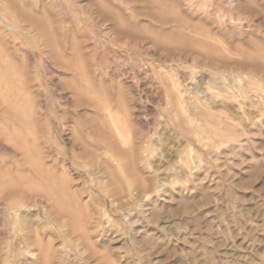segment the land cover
Returning <instances> with one entry per match:
<instances>
[{"label":"rangeland","instance_id":"374dc122","mask_svg":"<svg viewBox=\"0 0 264 264\" xmlns=\"http://www.w3.org/2000/svg\"><path fill=\"white\" fill-rule=\"evenodd\" d=\"M0 264H264V0H0Z\"/></svg>","mask_w":264,"mask_h":264},{"label":"bare ground","instance_id":"6f19581e","mask_svg":"<svg viewBox=\"0 0 264 264\" xmlns=\"http://www.w3.org/2000/svg\"><path fill=\"white\" fill-rule=\"evenodd\" d=\"M178 90H180V88L178 89ZM179 92H181V93H183V91H179ZM184 95V94H183ZM183 100H184V98H183ZM6 101H7V99H6ZM182 103H184L183 101H182ZM186 103V102H185ZM183 108H184V112H187V109L183 106ZM189 111V110H188ZM110 112H111V110L110 109H106L105 110V113H108V117L111 119V121H113V116L110 114ZM119 113H121V112H119ZM30 114V113H29ZM108 118V119H109ZM117 119V121L113 124L114 125V128H115V130H116V133H117V136L119 137V138H121V136H122V128H123V122H122V119L121 118H119L118 116L116 117L115 116V119L114 120H116ZM178 121V120H177ZM195 134L196 135H198V132H195ZM123 138V137H122ZM121 140V139H120ZM121 141H123V140H121ZM124 144V143H123ZM125 145V144H124ZM101 147V146H100ZM148 148V147H147ZM75 148H74V145H72L71 146V150L70 151H72V153L73 152H75V150H74ZM100 149V148H99ZM99 149H97V150H99ZM103 149V148H102ZM93 150H95V149H93ZM148 154L149 153H151V150H149V149H147V150H145ZM146 159V158H145ZM97 167H98V164H97ZM82 172H83V170H82ZM85 172V171H84ZM95 173H98V175L100 176V175H102L103 174V172L102 171H99V172H96L95 171ZM107 173V172H106ZM156 177L158 176V173H159V170H157L156 172ZM97 175V174H96ZM104 176V175H103ZM101 179V178H100ZM99 180V179H98ZM156 183H157V185L158 184H163V186H164V181H162V180H159V181H156ZM146 187H148V184H146ZM160 188V187H159ZM134 191V190H133ZM132 191V192H133ZM131 192V193H132ZM158 192H159V190H158ZM149 194V192H146V194L145 195H142V193L137 189V194H136V200H139V201H142L143 199H148V202H150L149 200H150V196L148 195ZM147 201V200H146ZM145 201V202H146ZM147 202V203H148ZM131 203H133V202H126V203H124V205L125 206H129V205H131ZM146 205V204H145ZM147 206V205H146ZM125 208V207H124Z\"/></svg>","mask_w":264,"mask_h":264}]
</instances>
